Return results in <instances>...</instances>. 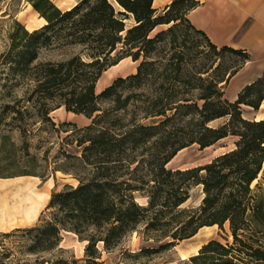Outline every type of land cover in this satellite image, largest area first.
I'll list each match as a JSON object with an SVG mask.
<instances>
[{
    "label": "trees",
    "instance_id": "1",
    "mask_svg": "<svg viewBox=\"0 0 264 264\" xmlns=\"http://www.w3.org/2000/svg\"><path fill=\"white\" fill-rule=\"evenodd\" d=\"M27 1L46 23L29 31L12 18L7 46L0 53L5 79L11 86L20 82L28 86L25 100L32 103L42 123L66 133V144L74 133H80L72 139L79 156L64 151L63 156L90 168L88 178L78 176L76 186L66 184L51 194L46 207L50 216L27 229L31 238L27 251L56 248L64 230L87 241L85 260L96 263L99 243L105 250L112 249L150 212L157 221L188 199L186 185L165 184L167 178L179 176L201 184L204 193L177 230L182 232L180 239L202 227L223 229L225 224L232 237L230 244L208 241L191 259L264 264V118L248 120L240 110L241 105L256 110L264 100V73L242 88L235 101L223 97V85L250 59L249 53L214 45L190 23L186 15L199 5L197 0H171L160 12L153 0H114L118 9L109 0H79L66 10L52 0ZM127 20L132 23L128 25ZM69 46L79 50L64 60H38L43 49ZM201 55L202 60L196 62ZM125 57L139 61L136 72L116 78L96 94L102 72ZM125 89L130 92L121 99ZM104 100L112 101L109 109L102 108ZM130 101L136 110L125 120L126 114H119L118 109ZM61 106L90 119V124L81 128L73 122L57 125L49 113ZM7 109L21 115L15 106L6 104ZM221 117L226 121L220 126L208 125ZM64 125L72 128L61 130ZM20 130L24 135L26 130ZM171 132H181L188 140L142 170L147 145L165 143ZM226 136L237 137L235 148L209 163L184 170L165 168L181 148L197 143L203 149ZM3 152L0 147L1 160ZM21 173L37 175L33 170ZM0 175L7 177L2 166ZM134 192H141L148 203L139 204ZM154 220L145 228L157 229ZM163 225L167 224H159ZM5 257L0 254V264H18L6 262Z\"/></svg>",
    "mask_w": 264,
    "mask_h": 264
},
{
    "label": "rangeland",
    "instance_id": "2",
    "mask_svg": "<svg viewBox=\"0 0 264 264\" xmlns=\"http://www.w3.org/2000/svg\"><path fill=\"white\" fill-rule=\"evenodd\" d=\"M78 1L52 0L61 10L74 6ZM109 1L117 9L120 8L114 0ZM29 5L27 0H0V53L7 46L6 34L11 27L12 18L29 31L46 23ZM131 23V20H127L128 25ZM168 25L156 27L149 36H153ZM204 49L207 54L210 53L207 47ZM78 50V46L43 49L38 60H64ZM167 51L168 48L163 53ZM202 58L203 55L199 56L196 62H200ZM138 63L139 61H133L131 57H125L107 68L95 84V93L98 94L111 85L116 78L135 73ZM5 72L6 69L4 70L0 64V147L4 149L2 160L0 153V167H3L7 176L0 175V254L6 256L4 258L6 262L51 264L62 260L64 264H215L209 258L195 262L191 257L197 255L201 247L212 239L222 244L232 243L227 224L223 229L216 225L202 227L193 236L180 239L182 232L177 230H181L188 216L200 204L204 193L201 184H195L193 180L186 181L179 176L167 178L165 184L182 187L186 185L188 199L157 221L153 219L154 212H150L149 216L139 222L135 230L125 235L112 249L105 250L102 243H99L97 246L101 254L100 258L95 260L96 263L85 260L84 248L87 241L80 240L76 234L64 230L60 233V242L56 248L39 252L27 251V247L31 244L27 229L43 223L50 216L51 210L46 207L51 194L60 191L66 184L76 186L79 183L78 176L89 177L90 168L75 158L63 156V151L79 156L72 139L74 136H80V133H74L68 140L69 145L66 144V140L63 139L66 133H58L42 123L32 103L25 100L24 94L28 86L22 82L11 86V83L5 79ZM129 92V89L121 91V99ZM6 104L15 106L21 115H17L16 110H4ZM100 104L102 108L109 109L112 101L104 100ZM241 107L245 112L243 116H248L246 113L248 108ZM118 110L119 114H126L125 120H127L136 110L135 103L130 101L126 107ZM16 116L18 119L15 118ZM49 116L57 125L62 122H73L81 128L91 122L83 115L67 112L63 106L52 110ZM225 121L226 117H221L209 122L208 125L218 127ZM70 128L72 126L60 127L61 130ZM20 129L26 130L24 135ZM187 140L188 137L181 132H171L165 143L147 145L146 151H143L142 170L150 168L155 164V159L169 155L180 143ZM236 140V136H226L203 149H200L197 143H193L178 150L165 164V168L184 170L207 164L216 156L234 149ZM56 168L60 170H55ZM23 170H33L37 175L22 174ZM254 182L255 180L253 185ZM150 184H153V181ZM140 193L134 192L135 200L141 205H146L148 198ZM153 220L158 223L157 229H146L145 226ZM159 224L167 225L159 226ZM168 242L173 243L165 245Z\"/></svg>",
    "mask_w": 264,
    "mask_h": 264
},
{
    "label": "crops",
    "instance_id": "3",
    "mask_svg": "<svg viewBox=\"0 0 264 264\" xmlns=\"http://www.w3.org/2000/svg\"><path fill=\"white\" fill-rule=\"evenodd\" d=\"M197 1L199 5L186 15L190 23L204 32L214 45L243 49L250 55V59L223 85V97L233 102L242 88L264 73V0ZM170 2L153 0V7L162 11ZM68 8L70 6L65 9ZM241 106L248 108V116H243L245 112ZM241 106L245 119L264 118V100L256 110L251 106Z\"/></svg>",
    "mask_w": 264,
    "mask_h": 264
},
{
    "label": "bare ground",
    "instance_id": "4",
    "mask_svg": "<svg viewBox=\"0 0 264 264\" xmlns=\"http://www.w3.org/2000/svg\"><path fill=\"white\" fill-rule=\"evenodd\" d=\"M30 6V5H29ZM41 19V18H40ZM42 20V19H41ZM29 21V20H28ZM44 23H45V21H44ZM28 28H31V26H28Z\"/></svg>",
    "mask_w": 264,
    "mask_h": 264
}]
</instances>
